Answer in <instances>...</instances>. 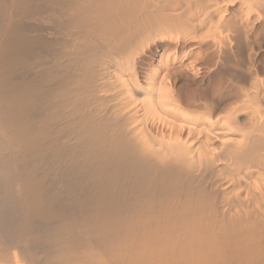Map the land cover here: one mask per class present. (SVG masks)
Returning a JSON list of instances; mask_svg holds the SVG:
<instances>
[{"label":"bare ground","instance_id":"bare-ground-1","mask_svg":"<svg viewBox=\"0 0 264 264\" xmlns=\"http://www.w3.org/2000/svg\"><path fill=\"white\" fill-rule=\"evenodd\" d=\"M0 264H264V0H0Z\"/></svg>","mask_w":264,"mask_h":264}]
</instances>
